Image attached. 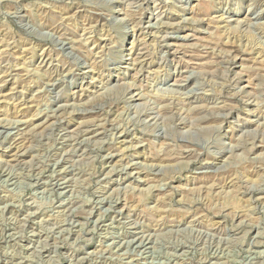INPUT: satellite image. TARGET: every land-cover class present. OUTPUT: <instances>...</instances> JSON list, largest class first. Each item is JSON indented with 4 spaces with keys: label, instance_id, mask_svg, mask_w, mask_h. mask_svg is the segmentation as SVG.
<instances>
[{
    "label": "rangeland",
    "instance_id": "obj_1",
    "mask_svg": "<svg viewBox=\"0 0 264 264\" xmlns=\"http://www.w3.org/2000/svg\"><path fill=\"white\" fill-rule=\"evenodd\" d=\"M0 264H264V0H0Z\"/></svg>",
    "mask_w": 264,
    "mask_h": 264
}]
</instances>
